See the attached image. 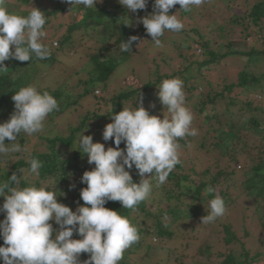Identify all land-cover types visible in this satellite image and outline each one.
Returning a JSON list of instances; mask_svg holds the SVG:
<instances>
[{"label": "trees", "instance_id": "1", "mask_svg": "<svg viewBox=\"0 0 264 264\" xmlns=\"http://www.w3.org/2000/svg\"><path fill=\"white\" fill-rule=\"evenodd\" d=\"M235 2L236 0H223L220 4H225L222 5L223 10L229 15L226 21L228 28L235 27L242 35H245V40L254 37L256 43H260L261 48H255L252 45L243 52L235 50L226 33L227 28L222 24L223 22L219 21L220 16L215 11L218 5L203 15L196 6H192L191 11H183L180 5H175L170 10V15L178 12L179 20L187 18L194 22L191 26L185 24L180 32L166 31L172 36L168 41L164 35L160 38L162 43L169 44L177 53V69L172 72L171 69H167L173 57H164L158 62L153 61L152 68L154 69L144 82L140 80L138 85L134 83V86H128L121 89L119 93L108 95L106 98L104 95L103 97L94 95L96 88L101 87L102 92L107 94L109 77L120 64L127 62L136 54V48L143 37L147 39L146 45L154 44L143 25L137 23L140 17L153 12L154 0H148L146 9L137 10L134 14L127 12L118 0H102L96 5V9H86L83 5L74 6L71 9V5L66 0H46V3L42 0H6L8 10L18 15H28L32 7L43 11L48 17L44 30L50 25L52 18L58 19L61 13L69 11L71 15L75 13L77 16L60 37H44L45 41L42 43L51 50L49 58L38 60L33 56L27 62L12 59L4 62L8 70L0 73V123L8 121L12 115L14 105L12 95L21 87L35 85L34 82L43 71V69L40 71L41 65L54 66L58 62L56 60L58 54L67 55L68 51L73 49L75 51H72V54L74 52L78 54L84 49H89L91 46H85L81 44V41L89 37L95 43L97 40L95 41L93 37L94 32L103 33L106 40L98 42L99 46L95 43L94 47L89 49L92 53L86 54V63L75 71L78 76L76 83L72 84L69 80L66 85L57 86L54 89L41 87L42 85L37 87L41 92L48 91L56 98L59 110L47 117L48 123L43 129V132L49 133L46 134L47 136L38 133L27 135L28 139L33 138V143L26 142L22 134L17 137L22 151L10 152L6 157L0 158V182L6 181L15 173L20 177L17 187L34 185L55 191L57 201L75 211L83 204L80 191L86 185L81 183V177L85 171L94 167L88 164L87 155L79 151L77 143L79 134L84 131V135L93 137L94 143H104L106 148L114 147L112 140L106 142L102 138L105 126L112 122L111 116L119 113L123 107L134 108L136 101L138 104L139 99L142 98V106L149 111V114L163 119L167 109H164L158 99V87L164 79L179 78L183 81L186 106L194 116L193 127L198 129L199 134L179 140L181 163L175 166L166 183L157 186L156 178L151 179L152 192L145 201L134 209L123 208L120 202L110 201L105 205L127 217L137 228L140 236L137 243L125 250L119 264H135L138 259L134 262V257L141 253H143L141 261L146 256L156 253V256L165 255L167 259L165 264H173L172 260L176 258V254H173L171 249L162 248L161 244L153 247L150 239H158L160 242L174 239V227L180 222L187 228L189 227L191 232L195 231L197 220L202 223L201 218L207 215L198 211L199 204L205 198L209 200L213 198L206 192L209 185L216 188L222 183L226 184V189L219 190L217 194L223 197L226 206L233 203L227 191L228 184L233 183L234 177L237 182L235 186L240 188L245 197L254 204L253 213L264 232V108L259 105L264 99V0H254L253 3L246 0L243 3L246 6L243 14H235V9H233L234 13L229 9V4L234 6ZM10 3L14 5L13 8L9 5ZM126 16L132 21L130 26L123 24L122 18ZM60 26L56 30L59 31ZM89 28L93 29L91 35L87 31ZM208 31L220 33L219 39H207L206 32ZM189 32L193 43L195 42L200 47L198 50L199 54L202 53L201 55L194 54L193 44L188 38H183V35ZM131 36L138 37L132 45V51H123L121 46ZM178 37H182L180 42L176 40ZM54 39L58 40V42L55 41L56 48L52 46ZM113 46L120 48L116 56L108 55ZM190 51L192 53L188 54ZM228 59L232 63L236 62L235 69L231 70V74L234 72L232 79L224 80L220 86L218 85L221 88L216 89L209 80L202 76L201 71L203 68L220 65L222 61ZM161 65L166 67L162 73ZM62 71L68 74L71 70L64 68ZM90 94L95 101V106L94 103L92 104L93 110L86 111L74 126L68 125L65 134L53 132L50 135L48 125L52 123L53 118L63 116L66 112L70 113V109L77 106L81 107L82 100ZM102 103L105 109L101 108ZM5 113L7 114L4 115ZM5 143H10V141L6 139ZM120 148L124 149L125 144L121 143ZM211 155L214 156L211 164L217 167V164L222 162L224 165L222 169L202 168L199 157ZM31 158L43 163V167L39 169V175L30 171ZM238 172L239 175H237ZM131 174L134 182L139 183L140 177L135 168L131 170ZM150 177L151 174L145 176V178ZM202 196L205 198L203 199ZM4 199L0 197V203L3 204ZM184 201L188 202L187 210L182 208L186 204ZM4 218L5 214L0 213V220ZM245 218L244 215L242 221ZM50 223H53L54 229L59 230L54 222L50 221ZM221 230L225 235V244H231L238 239L228 226L222 225ZM243 233L242 237L247 238L248 233L246 231ZM80 238L75 234L73 236V239ZM0 246H3L2 238ZM240 247L242 248L240 255H236L233 251L220 253L219 257L222 260L218 264L264 262V249L262 252L251 254L244 249L243 243ZM204 251L209 255L208 247ZM89 257L90 254L81 253L79 257L81 264ZM0 264H3L2 260Z\"/></svg>", "mask_w": 264, "mask_h": 264}, {"label": "clouds", "instance_id": "2", "mask_svg": "<svg viewBox=\"0 0 264 264\" xmlns=\"http://www.w3.org/2000/svg\"><path fill=\"white\" fill-rule=\"evenodd\" d=\"M74 6L83 5L86 9H96L102 0H66ZM129 13L145 10L148 0H118ZM208 0H154L153 12L137 23L143 25L146 33L157 46H162L161 37L166 31L180 32L184 24L176 14L169 12L175 5L183 11H191ZM70 9V10H71ZM48 17L38 8L32 7L28 15L10 12L6 0H0V73L7 72L5 61H30L50 57L51 50L43 44L46 36L44 26ZM125 26L132 21L122 18ZM138 39L131 36L124 42L123 51H132ZM52 46L57 47L53 42ZM199 52V50H198ZM158 99L169 116L163 119L150 115L142 104V98L134 108H124L111 116L102 133L104 141L112 140L114 147L93 142L91 135L78 136L79 151L94 165L85 171L81 183L86 187L80 191L83 204L73 211L57 201L55 191L45 187H17L19 179L15 173L6 181L0 182V197L4 203L0 213L5 218L0 221V260L3 264H81L80 254H90L83 264H119L125 250L140 239L137 228L130 220L111 210L108 202H120L123 208L134 209L145 201L152 192L151 179L157 186L167 182L169 174L181 163L180 139L195 137L198 129L193 127V113L186 106L183 81L179 78L164 79L158 87ZM96 95L99 91L95 90ZM15 111L10 119L0 123V158L10 152H21L22 146L17 137L43 131L47 117L59 110L56 98L48 91L41 92L35 85L21 87L12 95ZM138 100V99H137ZM6 139L10 143H5ZM121 143L125 148L121 149ZM30 171L39 175L43 163L31 158ZM135 168L140 177L134 182L131 170ZM151 174L150 178H145ZM206 192L210 211L204 215L202 224L215 222L225 215L227 206L216 188L209 185ZM58 226L57 231L53 223ZM55 233V235H54ZM78 235L80 239H73ZM54 235V238H53Z\"/></svg>", "mask_w": 264, "mask_h": 264}, {"label": "rangeland", "instance_id": "3", "mask_svg": "<svg viewBox=\"0 0 264 264\" xmlns=\"http://www.w3.org/2000/svg\"><path fill=\"white\" fill-rule=\"evenodd\" d=\"M46 3V0H42ZM246 0H236L234 6L233 4H229V9L231 12H235V14L241 13L243 14L246 11V6L243 4ZM223 0H208V2L202 4L198 7L199 11L203 15L206 11H209L210 9L213 10L215 6L217 5V9L215 8V11H217V14L220 16L219 21L223 22L222 24L225 25V28H227V34L229 37V40L233 43V48L235 50L239 51H246L248 50L252 45H254L255 48H261L260 43H256L254 37H249L245 40V35H242L239 30H237L235 27L232 29L228 28L227 24V17L229 16L228 13L224 12V7L221 3ZM248 2L253 3L254 0H248ZM11 8L14 7L11 3L9 4ZM235 9V10H233ZM233 12V13H234ZM71 15L69 11H66L64 13L59 14L58 19L52 18L50 25H48L47 29L44 30L46 32V37L53 36L60 37L63 33L66 31V27L75 19V16H77L75 13H72ZM177 17H179V13H175ZM142 16V15H139ZM138 17V16H137ZM142 18V17H140ZM183 24L185 25H194L193 21L187 20V18H183L182 20ZM60 24L62 26H60ZM59 26L61 27L58 30ZM95 30V29H94ZM88 33L91 35L93 34V29L89 28L87 29ZM90 31V32H89ZM208 38H215L219 39V34L217 31H211L206 32ZM226 34V35H227ZM93 37L95 38L96 46L98 45V42H105L106 37L101 32H94ZM172 36L169 32L164 33V38L166 41L170 40ZM78 38V37H77ZM150 38V37H149ZM182 38V37H180ZM180 38L176 39L178 42H180ZM183 38H188L190 40V43L193 44L192 51H194V54H199L198 48L193 43L191 38V33H187V35H183ZM258 38V36H257ZM151 39V38H150ZM45 39L42 38L41 42H44ZM58 40L54 39L52 40V43ZM147 39L145 40L144 37L142 38V41L139 42V46L136 48V54H134L133 57H131L127 62H124L120 64L113 74L109 77L107 81V94H104L102 92L101 87L96 88V90L99 91L98 97H103V95L107 98L108 95L111 96V94L119 93L121 89L127 88L128 86H134L136 83L139 84V81L144 82L145 79L151 74L154 67L152 68V62L160 60L164 57H173V60L169 65V68L172 71H175L177 69V62L176 57L178 56L177 53H175L172 50V47L169 44L162 43L161 47H157L155 44L146 45ZM245 41V42H244ZM218 42V41H217ZM95 43L91 41V38H84L81 41V44L85 46H91L89 49L94 47ZM77 47V46H76ZM75 48V47H74ZM89 49H84L80 51V53L77 54V52L72 54L73 50L68 51L67 55L61 54L57 55L56 60L58 61L57 64H54V66L46 67L44 65H41L40 71L43 69L42 73L40 72L41 76L37 78V80L34 82L36 87H49L50 89H54L57 86H64L66 85L67 81L69 83H76L78 76L75 74L76 70H79L82 65L86 63V54H91L92 51ZM120 51L119 47H112V50L108 55L113 54L117 55ZM192 51L188 52V54H191ZM120 58V57H118ZM92 63V62H91ZM236 62H231L230 59L222 61L220 65L216 66H210V68H203L201 71L202 76L209 80L213 87L216 89H220L219 87L221 83L224 80L230 81L232 79L231 70L236 67ZM90 64V62H89ZM93 65V63H92ZM149 67H151L149 69ZM209 67V66H208ZM64 68H70V72L67 74L66 71H62ZM166 67L164 65H161L160 71L161 73L165 71ZM60 74H62L60 76ZM75 74V77H74ZM82 76V75H81ZM85 76V75H83ZM71 77H73L71 79ZM74 80V81H73ZM134 84V85H133ZM69 85V84H68ZM219 85V86H218ZM185 92V91H184ZM200 92V90H198ZM186 94V93H185ZM92 94L89 95V97L84 98L81 102V107H76L70 109V113L66 112L63 116L57 117L55 116L53 118L52 123L48 125L50 128V135L51 133H66L68 125L74 126L77 124L78 120L84 116L86 111H92L93 107L95 106V101L93 99ZM94 95H96L94 93ZM259 98V97H258ZM94 103V104H93ZM94 106H93V105ZM261 107L264 108V99L259 103ZM101 108L105 109V106L103 103L100 105ZM14 105L12 106V114L15 111ZM168 111H165V116H169L170 114L167 113ZM5 113L4 115H6ZM48 123V120L46 119L45 124ZM46 131H41L38 134L45 135L49 133H45ZM24 140L27 142H34L33 138L27 137V134L22 133ZM214 158L213 155L203 157L200 156L199 159L202 163V168H216V169H222L224 167L223 163H218L217 167L215 164L212 163V159ZM201 166V164H199ZM238 169V168H237ZM239 171V170H238ZM239 175V172L237 173ZM234 184V186H233ZM236 177L233 179V183L231 182L228 188V195L230 197V200L233 203H229L227 206V211L224 216L218 218L217 220L219 222L209 223V224H202L198 220L196 222V230L190 231V228L184 226L181 224H178L174 227L175 232V238L169 240H164L162 242L158 241V239H150L151 243L154 246H158L161 244L162 248L171 249L173 254H176V258L172 260L173 264H218L222 259L219 257L220 253H228L230 251H233L236 255H240L242 253V248L240 245L243 243L244 249L248 250L251 254H254L256 252H262L264 249V232L262 228L260 227L259 222L257 221L256 215L253 213L254 211V204L245 197L242 190L235 185ZM227 187L226 184L222 183V185H218L216 187L217 192L219 190H225ZM205 194V193H204ZM204 199L205 197L202 196ZM186 204L182 207L184 210H187V201H184ZM2 203H0L1 206ZM198 211L201 212V214H208L210 211L209 208V199L205 198V200L199 204ZM164 207V206H163ZM245 215V220H243V216ZM216 220V221H217ZM2 221V220H0ZM222 225L228 226L231 229V232L234 233L237 236L236 242H233L231 244H225L224 238L225 235L222 233ZM191 226V225H190ZM247 232L248 236L247 238H243V232ZM1 239V238H0ZM241 243V244H240ZM208 247L209 248V255L206 254L204 249ZM142 254L136 255L134 257L135 260L138 259L135 264H165L167 259L165 258V255L156 256V253L151 254V256H146L143 261H141ZM82 263V261H80ZM255 264H264L262 263H255Z\"/></svg>", "mask_w": 264, "mask_h": 264}]
</instances>
